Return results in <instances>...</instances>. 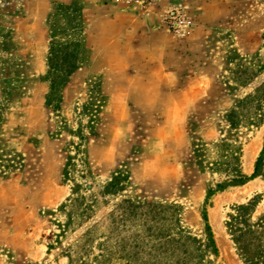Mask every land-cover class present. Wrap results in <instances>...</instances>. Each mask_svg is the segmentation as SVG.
Returning <instances> with one entry per match:
<instances>
[{
    "label": "rangeland",
    "instance_id": "1",
    "mask_svg": "<svg viewBox=\"0 0 264 264\" xmlns=\"http://www.w3.org/2000/svg\"><path fill=\"white\" fill-rule=\"evenodd\" d=\"M56 42L76 70L54 108ZM263 130L264 0H0V264H165V234L193 239L192 264H246L226 224L264 216V179L209 190L217 145L250 178ZM147 204L175 218L131 214Z\"/></svg>",
    "mask_w": 264,
    "mask_h": 264
},
{
    "label": "trees",
    "instance_id": "2",
    "mask_svg": "<svg viewBox=\"0 0 264 264\" xmlns=\"http://www.w3.org/2000/svg\"><path fill=\"white\" fill-rule=\"evenodd\" d=\"M60 7L70 8L64 6ZM60 52V43H53L51 58H49L48 61L49 73L47 79H49V93L47 95V105L48 107L54 108H57L61 102L60 89L65 86L68 78L76 70V67L70 66L62 68L56 65V61H58L61 56ZM235 117L236 112L233 111L228 117L229 122H233ZM81 140H83V138H81ZM217 147L222 149L223 152V160L220 163V169L226 171L228 179L224 185H218L217 191L210 189L209 196H213L216 192H224L230 188L243 186L248 181L259 177L264 179V150L256 163L254 174L248 178L241 172L240 158L242 147L234 143L226 142L217 145ZM85 154V148L80 144L78 146V156L83 163H85ZM115 186V183H111L106 188L111 190L115 188ZM256 207V201L251 202L249 205L235 206L233 208L234 213L226 224L235 247L246 264H264V216L257 222H252ZM129 209L132 215L136 214L140 209H142V211L145 210L146 212L142 215L147 216L148 221L151 220L156 223H161L162 225L166 224L169 218L171 220L175 218L173 209H171L172 214L170 215L168 212L170 209L160 205L147 204L144 207L129 205ZM205 218L207 217L205 216ZM175 236L176 237H172L169 234H165L160 237L162 241L160 243L161 255H169V257L173 258L170 260V263L166 262L165 264H192L191 259H193V256H191L188 248L190 246L191 252H195L196 249L191 242L193 239L181 234H176ZM205 247L211 249L214 255L218 254V249L212 235Z\"/></svg>",
    "mask_w": 264,
    "mask_h": 264
},
{
    "label": "bare ground",
    "instance_id": "3",
    "mask_svg": "<svg viewBox=\"0 0 264 264\" xmlns=\"http://www.w3.org/2000/svg\"><path fill=\"white\" fill-rule=\"evenodd\" d=\"M264 131V130H263ZM255 151H256V149L255 148H253L252 150H251V153H249V155H248V158H247V162H246V164L248 165V166H252L253 165V157H254V153H255ZM249 152V151H248ZM248 154V153H247ZM256 154V153H255ZM219 239V238H218ZM220 241V240H219Z\"/></svg>",
    "mask_w": 264,
    "mask_h": 264
}]
</instances>
